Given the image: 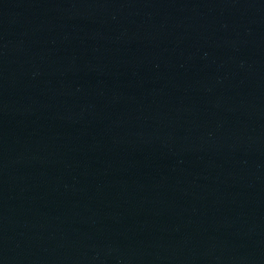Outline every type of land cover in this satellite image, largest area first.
<instances>
[{
	"label": "water",
	"instance_id": "1",
	"mask_svg": "<svg viewBox=\"0 0 264 264\" xmlns=\"http://www.w3.org/2000/svg\"><path fill=\"white\" fill-rule=\"evenodd\" d=\"M0 264H264V0H0Z\"/></svg>",
	"mask_w": 264,
	"mask_h": 264
}]
</instances>
